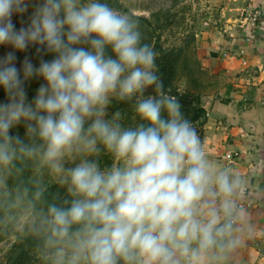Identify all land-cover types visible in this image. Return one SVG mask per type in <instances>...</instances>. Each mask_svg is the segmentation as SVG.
Returning <instances> with one entry per match:
<instances>
[{"label": "clouds", "instance_id": "1", "mask_svg": "<svg viewBox=\"0 0 264 264\" xmlns=\"http://www.w3.org/2000/svg\"><path fill=\"white\" fill-rule=\"evenodd\" d=\"M26 9L0 0V46L14 50L0 57V230L36 264H232L257 231L249 178L210 155L164 90L139 19L109 0H39L17 31ZM30 46L53 58L18 70Z\"/></svg>", "mask_w": 264, "mask_h": 264}, {"label": "rangeland", "instance_id": "2", "mask_svg": "<svg viewBox=\"0 0 264 264\" xmlns=\"http://www.w3.org/2000/svg\"><path fill=\"white\" fill-rule=\"evenodd\" d=\"M39 0H27L24 13H13L11 20L18 31L27 27L32 12ZM118 10H131L139 19L142 42L154 48L156 45L174 53L177 59L176 77L173 87L179 91V101L185 117L193 122L203 141L204 124L207 117L205 105L212 99L220 86L219 74L211 70L206 63L201 31L210 25L218 30H229L248 21L254 10L264 6H252L253 0H109ZM208 22V24H205ZM156 46V47H158ZM14 51L10 46H0V57ZM227 53V52H226ZM16 67L22 68L25 58L38 66L41 60H51V54L38 52L36 46H30L24 52H15ZM42 80L33 78L24 83V89L31 100ZM0 102H7L4 90L0 88ZM119 109L126 123L136 120L131 103L113 102L110 111ZM12 134L24 136L23 126H18ZM104 162H108L104 158ZM55 191V187L51 189ZM0 264H36L33 249L27 240L14 232L0 230Z\"/></svg>", "mask_w": 264, "mask_h": 264}, {"label": "crops", "instance_id": "3", "mask_svg": "<svg viewBox=\"0 0 264 264\" xmlns=\"http://www.w3.org/2000/svg\"><path fill=\"white\" fill-rule=\"evenodd\" d=\"M259 5L264 0H253ZM201 34L206 63L221 78L204 106L203 142L219 163L249 178L245 204L257 226L232 264H264V18L255 29L244 21L231 30L205 26Z\"/></svg>", "mask_w": 264, "mask_h": 264}, {"label": "trees", "instance_id": "4", "mask_svg": "<svg viewBox=\"0 0 264 264\" xmlns=\"http://www.w3.org/2000/svg\"><path fill=\"white\" fill-rule=\"evenodd\" d=\"M156 46L154 48L152 45L153 49L158 53L156 58V66L158 75L164 85V90L179 99V91L173 87L176 77L177 59L172 56L174 53L165 50L161 46ZM149 92H151V90H149ZM27 242L29 244V248L33 249L31 243L28 240Z\"/></svg>", "mask_w": 264, "mask_h": 264}, {"label": "built area", "instance_id": "5", "mask_svg": "<svg viewBox=\"0 0 264 264\" xmlns=\"http://www.w3.org/2000/svg\"><path fill=\"white\" fill-rule=\"evenodd\" d=\"M264 18V9L261 10H254L250 13L249 19H248V23L249 26L251 28H258L260 26V22H262ZM205 24H208V22H206ZM225 55H227L228 53H224ZM230 156V155H228Z\"/></svg>", "mask_w": 264, "mask_h": 264}]
</instances>
